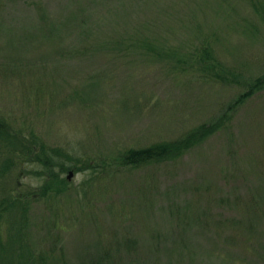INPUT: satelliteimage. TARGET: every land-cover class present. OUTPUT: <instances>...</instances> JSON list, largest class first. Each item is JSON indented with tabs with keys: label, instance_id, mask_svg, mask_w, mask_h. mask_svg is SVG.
I'll list each match as a JSON object with an SVG mask.
<instances>
[{
	"label": "rangeland",
	"instance_id": "374dc122",
	"mask_svg": "<svg viewBox=\"0 0 264 264\" xmlns=\"http://www.w3.org/2000/svg\"><path fill=\"white\" fill-rule=\"evenodd\" d=\"M204 38L229 81L194 72ZM262 73L248 0H0V246L18 229L60 263L264 264V90L231 108ZM221 120L179 158L118 162ZM39 145L59 178L18 149Z\"/></svg>",
	"mask_w": 264,
	"mask_h": 264
},
{
	"label": "trees",
	"instance_id": "16d2710c",
	"mask_svg": "<svg viewBox=\"0 0 264 264\" xmlns=\"http://www.w3.org/2000/svg\"><path fill=\"white\" fill-rule=\"evenodd\" d=\"M251 4L252 10L254 12L263 17L264 10L262 8V4L257 2L256 0L251 1L248 0ZM143 43V42H142ZM213 41L209 38H204L202 42H198L195 46V49H192L187 54L190 55V61L196 62V64H192V68L194 72H198L197 74L200 75V78L203 79H210L217 82H224L229 81L232 74L226 68L224 63L217 57ZM144 45V44H143ZM149 50L158 53L159 50L153 47H147ZM179 59L176 60V63ZM198 68V70L196 69ZM235 78V75L234 77ZM251 82L248 84L246 89L235 99L232 103V107H237L242 104V102L247 99L248 97L252 96L256 92L264 90V73L260 76H257L250 80ZM223 120L217 121L214 124H201L197 127L191 129L186 135L181 138L168 140V141H161L156 142L150 145L142 146V147H133L125 151L124 153L119 154L118 162L122 165H130V166H140L145 163L149 162H165L170 161L176 158L181 157L186 151L191 149L195 144L202 142L212 134H214L217 130L222 127ZM7 128V121L0 116V142L3 134H6ZM17 133L15 134V141H11L10 143L15 146L20 142L16 141ZM27 140L33 142L39 140L36 135H33L30 138H26ZM24 140L26 142H29ZM21 144V143H20ZM1 145V143H0ZM36 146V144H34ZM34 146V148H35ZM1 147V146H0ZM42 149L35 148V151H32L31 154L28 156L26 152H23V148L18 146V149L21 150V154L25 155L26 159L24 161L34 160L39 162L42 166H44V173L49 175V177L59 178L60 175L55 173L52 168H49L53 164V156L51 149H46V146L39 145ZM45 147V149L43 148ZM20 154V155H21ZM58 155V154H57ZM56 155V156H57ZM55 161V159H54ZM23 162V161H22ZM28 162V161H27ZM55 162L54 164H56ZM12 164L15 165V160L10 158L8 155L5 156L3 153L1 154L0 151V183L1 177L10 170ZM53 164V165H54ZM60 165V172H64L69 166L65 164ZM5 200L2 199L3 204ZM17 230H12L7 232V238L4 240L3 245L0 246V264H99L98 262H79V263H69L65 260L60 263L58 259L54 256H49L44 253H39L38 255L33 254L30 252L29 248L22 244V237L21 233H18Z\"/></svg>",
	"mask_w": 264,
	"mask_h": 264
},
{
	"label": "water",
	"instance_id": "95a60500",
	"mask_svg": "<svg viewBox=\"0 0 264 264\" xmlns=\"http://www.w3.org/2000/svg\"><path fill=\"white\" fill-rule=\"evenodd\" d=\"M72 176V171H69L67 174V178L69 179Z\"/></svg>",
	"mask_w": 264,
	"mask_h": 264
}]
</instances>
